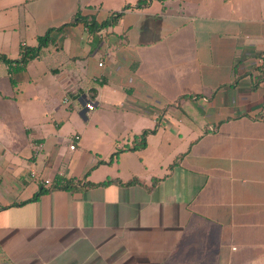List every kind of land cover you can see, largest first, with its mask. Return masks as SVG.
<instances>
[{
	"label": "crops",
	"instance_id": "crops-1",
	"mask_svg": "<svg viewBox=\"0 0 264 264\" xmlns=\"http://www.w3.org/2000/svg\"><path fill=\"white\" fill-rule=\"evenodd\" d=\"M137 1L0 0L12 59L77 12H123L53 31L55 73L34 59L12 85L0 61V264H264V0ZM58 176L145 185L27 201Z\"/></svg>",
	"mask_w": 264,
	"mask_h": 264
},
{
	"label": "trees",
	"instance_id": "trees-1",
	"mask_svg": "<svg viewBox=\"0 0 264 264\" xmlns=\"http://www.w3.org/2000/svg\"><path fill=\"white\" fill-rule=\"evenodd\" d=\"M144 0H138L133 7H139L143 3ZM162 1V0H160ZM131 7L130 5H126L124 8ZM123 12H112L108 15V17L102 21H97L94 17L88 18L87 16H82L80 12H77L73 18L67 22L66 24H63L62 26L56 27V28H48L44 34L36 37V44L35 45H25L20 48V55L18 58L12 59L4 54L0 53V61L4 62L7 66V70L9 73V78L14 85L16 83L15 79L13 78V75L17 72L23 71L26 69V66L28 63L34 59H41L44 61H50L48 62V65L50 67L51 72L55 73L56 68H54L55 61L52 60L54 58L61 57V48L57 45L55 38L53 37L52 33L53 31L61 30L66 25H76L78 23H81L85 28L86 31L91 35L94 34L96 31L107 28L108 26L114 25L119 17L122 15ZM52 57V59H51ZM258 59H261V62L258 65V70L262 73L263 81H264V53H261L257 56ZM98 84H102V82H96ZM97 90L95 88L91 89V95L88 100V102H91L95 96H96ZM78 96V95H77ZM87 103V102H86ZM153 131L152 130H143L140 134L135 135L131 145L129 146V149L135 150L139 149L145 146L146 136L147 134ZM120 151V150H118ZM117 151V152H118ZM117 152H114L111 157L117 154ZM180 157L176 158L174 162L169 166L170 169L173 167V165L177 164ZM157 181V179H153V183ZM117 184L122 186H129L133 184H142L145 185L144 182L138 178H131L126 181H121L119 179H106L101 182H91V181H81L76 180L74 178H64V177H55L52 183L50 184L48 189H40L37 193H35L29 200L27 201H34L37 200L41 193L46 191H52L55 189H62V190H68L72 192L76 191H82L89 187L94 186H104L108 184ZM24 203V202H21Z\"/></svg>",
	"mask_w": 264,
	"mask_h": 264
},
{
	"label": "built area",
	"instance_id": "built-area-1",
	"mask_svg": "<svg viewBox=\"0 0 264 264\" xmlns=\"http://www.w3.org/2000/svg\"><path fill=\"white\" fill-rule=\"evenodd\" d=\"M259 62H261V59H259ZM99 65H102V63L99 62ZM85 107L87 109H92L93 108V103L92 102H87L85 104ZM79 139H80V136L78 134H74L70 138H68L69 148L70 149H75ZM45 184H51V182H49V180H45Z\"/></svg>",
	"mask_w": 264,
	"mask_h": 264
},
{
	"label": "rangeland",
	"instance_id": "rangeland-1",
	"mask_svg": "<svg viewBox=\"0 0 264 264\" xmlns=\"http://www.w3.org/2000/svg\"><path fill=\"white\" fill-rule=\"evenodd\" d=\"M70 111H71V109H69ZM69 111V112H70ZM87 113L90 115V113H91V111L90 110H88L87 111ZM76 114V116H77V118L79 119V122H80V124H81V126H84L86 123H90L91 121H88V120H84L83 119V117H81V115H79L78 113H75ZM59 118V117H58ZM60 118H62L61 120H62V122H64L65 124H64V126H66L65 127V129H64V132H66V130H67V127L69 126V125H72V124H74V123H72L71 121H67V119H66V116L65 117H60ZM57 119V118H56ZM67 121V122H66ZM88 129H92V127L90 126V127H88ZM81 132V131H80ZM82 133V132H81ZM74 134V133H73ZM69 137H71V136H69Z\"/></svg>",
	"mask_w": 264,
	"mask_h": 264
},
{
	"label": "water",
	"instance_id": "water-1",
	"mask_svg": "<svg viewBox=\"0 0 264 264\" xmlns=\"http://www.w3.org/2000/svg\"><path fill=\"white\" fill-rule=\"evenodd\" d=\"M86 110H87V108L86 107H83L82 111L85 112Z\"/></svg>",
	"mask_w": 264,
	"mask_h": 264
}]
</instances>
